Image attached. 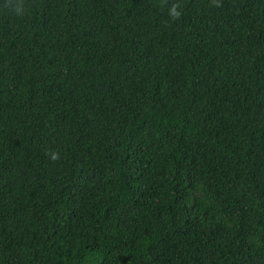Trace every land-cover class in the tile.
<instances>
[{"label": "trees", "instance_id": "1", "mask_svg": "<svg viewBox=\"0 0 264 264\" xmlns=\"http://www.w3.org/2000/svg\"><path fill=\"white\" fill-rule=\"evenodd\" d=\"M0 264H264V0H0Z\"/></svg>", "mask_w": 264, "mask_h": 264}, {"label": "clouds", "instance_id": "2", "mask_svg": "<svg viewBox=\"0 0 264 264\" xmlns=\"http://www.w3.org/2000/svg\"><path fill=\"white\" fill-rule=\"evenodd\" d=\"M169 15L172 17H177L180 15L179 11L177 10V5L174 3L171 5V7L168 9ZM16 12L20 13L21 9L19 7L16 8ZM53 158H55V154H53Z\"/></svg>", "mask_w": 264, "mask_h": 264}]
</instances>
